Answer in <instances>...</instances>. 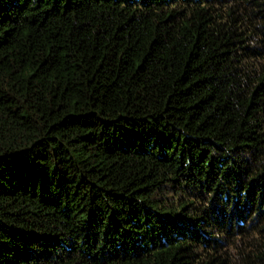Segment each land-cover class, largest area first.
Returning <instances> with one entry per match:
<instances>
[{"label": "trees", "instance_id": "1", "mask_svg": "<svg viewBox=\"0 0 264 264\" xmlns=\"http://www.w3.org/2000/svg\"><path fill=\"white\" fill-rule=\"evenodd\" d=\"M0 264H264V0H0Z\"/></svg>", "mask_w": 264, "mask_h": 264}]
</instances>
